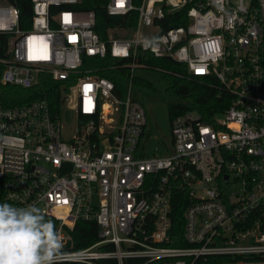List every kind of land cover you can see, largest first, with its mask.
<instances>
[{"label":"built area","instance_id":"1","mask_svg":"<svg viewBox=\"0 0 264 264\" xmlns=\"http://www.w3.org/2000/svg\"><path fill=\"white\" fill-rule=\"evenodd\" d=\"M82 1L30 0L23 24L21 8L0 0L1 84L50 83L46 95L55 89L61 101L55 111L48 97L0 98L6 199L54 219L60 264H264V0H108L109 14L137 20L106 39ZM146 52L232 95L208 117L175 115L171 145L152 156L140 149L148 119L132 79L122 95L91 65L128 58L133 78L149 68ZM64 108L76 113L67 130ZM81 220L95 221L101 240L74 249Z\"/></svg>","mask_w":264,"mask_h":264},{"label":"trees","instance_id":"2","mask_svg":"<svg viewBox=\"0 0 264 264\" xmlns=\"http://www.w3.org/2000/svg\"><path fill=\"white\" fill-rule=\"evenodd\" d=\"M21 8L22 22H29L31 18V2L30 0H13ZM108 0H83L76 5V8L83 10H93L96 14L95 30L102 39H106L111 27L127 26L129 28L135 26L137 20V12L131 11L127 15H111L107 10ZM174 24H178L175 22ZM120 34V32H118ZM141 60L145 61L149 68H155L163 71L165 77L170 78V85L166 90V94L171 97L168 101V110L170 119L175 115L188 110H198L205 117L213 114L215 111L226 107L231 101L232 95L221 86L219 81L214 77H199L189 73L185 64L174 60L171 57H157L152 53L146 52L140 55ZM128 58H104L92 60L91 65L97 68V72L108 77L115 83L116 91L125 94L129 82L133 81L135 85L146 89H154L152 81L140 76L131 78V71L126 65ZM2 66H0L1 75ZM44 85H38L31 89H23L15 86L3 85L0 82L2 94L0 98L8 104L26 103L38 97H48L53 110H57L61 106L59 93L54 89H50L46 95ZM53 87H57L59 83H53ZM50 86V83L48 84ZM52 87V86H51ZM54 91V92H53ZM49 94V95H48ZM82 119H88L80 116ZM9 203L5 197L2 180L0 179V203ZM178 216L183 215V206L176 205ZM177 229H181V221L176 225ZM101 240L99 236V227L95 221H78L73 230V248L81 249L88 247L95 242ZM78 264V263H73Z\"/></svg>","mask_w":264,"mask_h":264},{"label":"clouds","instance_id":"3","mask_svg":"<svg viewBox=\"0 0 264 264\" xmlns=\"http://www.w3.org/2000/svg\"><path fill=\"white\" fill-rule=\"evenodd\" d=\"M62 240L36 205L0 203V264H60Z\"/></svg>","mask_w":264,"mask_h":264},{"label":"rangeland","instance_id":"4","mask_svg":"<svg viewBox=\"0 0 264 264\" xmlns=\"http://www.w3.org/2000/svg\"><path fill=\"white\" fill-rule=\"evenodd\" d=\"M163 73L155 68H137L135 71L137 76L152 81L155 87L146 89L135 85L133 88L134 98L143 104L147 113L146 132L140 145V149L145 147L147 156H152L159 151L166 152L172 143V123L168 110V101L171 97L166 94L170 78L165 77ZM61 118L66 130L75 126V111L64 108ZM45 217L55 225L52 217L46 215Z\"/></svg>","mask_w":264,"mask_h":264}]
</instances>
